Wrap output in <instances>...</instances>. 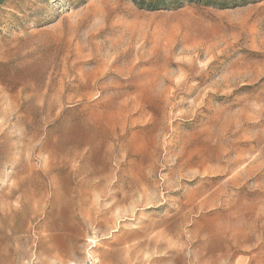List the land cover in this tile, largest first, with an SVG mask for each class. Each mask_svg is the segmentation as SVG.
<instances>
[{
    "label": "rangeland",
    "instance_id": "obj_1",
    "mask_svg": "<svg viewBox=\"0 0 264 264\" xmlns=\"http://www.w3.org/2000/svg\"><path fill=\"white\" fill-rule=\"evenodd\" d=\"M205 1L2 3L0 264H264V0Z\"/></svg>",
    "mask_w": 264,
    "mask_h": 264
},
{
    "label": "built area",
    "instance_id": "obj_2",
    "mask_svg": "<svg viewBox=\"0 0 264 264\" xmlns=\"http://www.w3.org/2000/svg\"><path fill=\"white\" fill-rule=\"evenodd\" d=\"M82 264H98V263L94 258H92L91 256H88L85 262Z\"/></svg>",
    "mask_w": 264,
    "mask_h": 264
},
{
    "label": "trees",
    "instance_id": "obj_3",
    "mask_svg": "<svg viewBox=\"0 0 264 264\" xmlns=\"http://www.w3.org/2000/svg\"><path fill=\"white\" fill-rule=\"evenodd\" d=\"M205 3H207L208 5H211V6L213 5L211 2H209V1H207V0L205 1ZM214 5H215V4H214ZM216 5H217V4H216ZM218 5H219V4H218ZM219 6L222 7L223 5H219Z\"/></svg>",
    "mask_w": 264,
    "mask_h": 264
},
{
    "label": "water",
    "instance_id": "obj_4",
    "mask_svg": "<svg viewBox=\"0 0 264 264\" xmlns=\"http://www.w3.org/2000/svg\"><path fill=\"white\" fill-rule=\"evenodd\" d=\"M5 0H0V6L2 5V3L4 2Z\"/></svg>",
    "mask_w": 264,
    "mask_h": 264
},
{
    "label": "crops",
    "instance_id": "obj_5",
    "mask_svg": "<svg viewBox=\"0 0 264 264\" xmlns=\"http://www.w3.org/2000/svg\"><path fill=\"white\" fill-rule=\"evenodd\" d=\"M97 261V260H96ZM98 262V261H97Z\"/></svg>",
    "mask_w": 264,
    "mask_h": 264
}]
</instances>
